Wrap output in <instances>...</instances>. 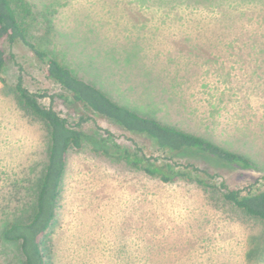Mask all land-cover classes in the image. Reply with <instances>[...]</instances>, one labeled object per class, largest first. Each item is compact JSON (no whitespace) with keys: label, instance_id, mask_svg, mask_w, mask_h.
Segmentation results:
<instances>
[{"label":"rangeland","instance_id":"374dc122","mask_svg":"<svg viewBox=\"0 0 264 264\" xmlns=\"http://www.w3.org/2000/svg\"><path fill=\"white\" fill-rule=\"evenodd\" d=\"M206 1L30 0L31 35L119 104L252 157L251 169L184 159L230 188L264 191V155L248 134L264 144V0ZM6 50L13 58L0 79V232L31 202L47 158L45 125L19 104L14 84L21 76L33 92H61L25 44ZM41 102L69 111L56 96ZM101 128L113 134L110 149L137 143L161 155L146 135L88 119L89 137L68 153L48 264H264V220L193 182L166 183L104 154L92 140L107 136ZM0 264H22L18 245L1 234Z\"/></svg>","mask_w":264,"mask_h":264},{"label":"trees","instance_id":"16d2710c","mask_svg":"<svg viewBox=\"0 0 264 264\" xmlns=\"http://www.w3.org/2000/svg\"><path fill=\"white\" fill-rule=\"evenodd\" d=\"M206 2L212 4L215 1ZM33 14L30 0H0V79H3L2 73L13 58L6 47L23 43L44 66L46 75L61 87L58 94L33 92L24 85L21 76L14 84L19 104L43 122L48 138L47 158L35 180L31 202L18 216L6 222L0 232L4 241L18 245L22 264L49 263L48 233L59 206L68 153L81 148L89 137L83 124L93 115L106 118L126 131L146 135L161 152L159 156L149 154L137 143L134 149H121L118 143L110 149L108 144L113 134L109 129L101 128L107 136L92 140L104 154L117 156L131 167L166 183L178 180L193 182L219 193L223 202L231 204L245 216L264 220V191H254L253 184L230 188L224 181L218 183L216 173L207 167L184 159L199 156L216 165L251 169L256 167L252 157L119 104L98 87L78 77L73 68L51 55L42 41L32 37ZM256 54H262V50ZM54 96L60 98L70 112L62 115L53 106L41 102L43 97ZM248 134L254 143L252 147L262 157L264 144L258 143L257 133L251 131Z\"/></svg>","mask_w":264,"mask_h":264}]
</instances>
